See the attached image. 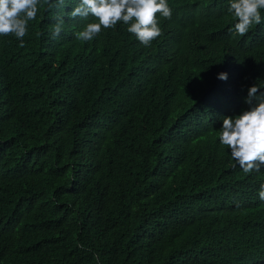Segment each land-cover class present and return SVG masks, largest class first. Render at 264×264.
Listing matches in <instances>:
<instances>
[{
	"label": "trees",
	"instance_id": "1",
	"mask_svg": "<svg viewBox=\"0 0 264 264\" xmlns=\"http://www.w3.org/2000/svg\"><path fill=\"white\" fill-rule=\"evenodd\" d=\"M77 3L0 35V264H264V167L217 135L264 93V12L239 36L229 0H168L144 46L77 40Z\"/></svg>",
	"mask_w": 264,
	"mask_h": 264
},
{
	"label": "clouds",
	"instance_id": "2",
	"mask_svg": "<svg viewBox=\"0 0 264 264\" xmlns=\"http://www.w3.org/2000/svg\"><path fill=\"white\" fill-rule=\"evenodd\" d=\"M229 4V12L236 21L232 29L236 35L244 36L262 22L264 0H229ZM43 5L60 10L54 13L56 23L49 29L53 38L58 37L65 24L63 9L66 0H0V35H11L23 41L29 22L37 18ZM157 14L171 19L168 0H78L67 13L71 19L94 17V22L87 23L83 30L75 33L79 41H91L102 30L114 29L119 22L126 25L128 33L144 46H150L162 35ZM20 46L23 47V43ZM218 78L227 80V73H220ZM260 89L258 85L251 86L246 101L250 108L235 117H224L223 126L217 131L221 145L231 150V158L245 174L259 172L264 167V93ZM254 99L255 104L252 103ZM258 195L264 201V184Z\"/></svg>",
	"mask_w": 264,
	"mask_h": 264
}]
</instances>
